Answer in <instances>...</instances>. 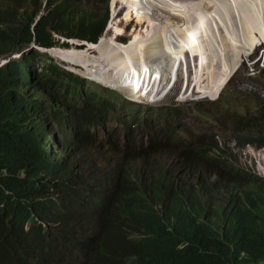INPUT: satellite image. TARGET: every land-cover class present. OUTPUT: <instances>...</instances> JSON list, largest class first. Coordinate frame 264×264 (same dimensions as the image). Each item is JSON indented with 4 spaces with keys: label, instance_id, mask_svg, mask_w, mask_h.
Listing matches in <instances>:
<instances>
[{
    "label": "trees",
    "instance_id": "obj_1",
    "mask_svg": "<svg viewBox=\"0 0 264 264\" xmlns=\"http://www.w3.org/2000/svg\"><path fill=\"white\" fill-rule=\"evenodd\" d=\"M47 4L49 12L34 27L30 23L36 12L2 15L0 54L21 51L33 41L44 47H84L95 42L104 28L106 11L92 19L85 11L77 13L66 0H47ZM7 16L9 20H3ZM87 86V80L36 50L0 67V242L15 252L25 239L31 264L75 261L68 253L79 251L91 258L90 264H264V181L243 187L238 194L220 184L219 178L196 179L187 187L192 177L177 182L178 176L161 159L128 166L130 153L125 146L121 155L101 152L106 162L97 172L80 170L70 183L60 181V170L46 160L39 142L40 131L50 121L46 113L53 111L56 99L46 102L38 96L46 91L55 98L61 95L72 111L76 131L90 143L83 128L100 124L107 118L103 112L114 103ZM220 104L225 107L227 101ZM262 118L237 119L236 128L257 131L255 140L263 145ZM156 119L162 122L158 138H173L178 123L159 115ZM127 143L133 145V139ZM159 146L155 151L163 148ZM64 188L69 208L57 202L56 194ZM219 195L228 197V203L222 204ZM31 212L49 227L32 228L26 237L18 227L23 213ZM67 221L98 233L92 252L66 227Z\"/></svg>",
    "mask_w": 264,
    "mask_h": 264
},
{
    "label": "clouds",
    "instance_id": "obj_2",
    "mask_svg": "<svg viewBox=\"0 0 264 264\" xmlns=\"http://www.w3.org/2000/svg\"><path fill=\"white\" fill-rule=\"evenodd\" d=\"M66 1L71 6H73L74 4V7H76V5H79L78 3H73L74 0H66ZM90 1L91 0H83V2H85L86 4H88ZM93 1L94 4L88 6L89 8L83 7V11H85L87 15H91L92 19H94L96 14H97V18H101L102 12L106 11L104 28L103 30H101L99 37L95 42L87 43L84 47L71 46V47H66L65 49H70L72 47L77 49H84L88 46V44L94 45L99 41L101 36H105L104 30L107 26V23L109 24L110 22L109 7H107L108 0L105 4L100 3L101 0H93ZM39 2L40 5L38 8L37 0H0V20L2 19V15H5L6 11L9 13H15L18 16H21L22 14L28 15L33 12H36L34 18L30 23V26L34 27V25L38 23L40 18L44 14H47L50 10V8L48 7L49 4H47V0H39ZM114 4H116V2L111 4L112 9L114 8ZM117 4H120L118 5V9H123L124 14L126 13L127 10H129L133 17V19L131 20L134 21L135 15H133L134 10H132V8L135 7L132 5V0H120L119 3ZM183 5L185 4L183 3ZM3 20L6 21L9 20V16H7ZM226 23L230 24L229 20H226ZM258 23L263 31V26H261V18H258ZM136 27H138L137 24L135 28ZM256 33L258 36H260L257 31ZM262 34H264V32ZM123 35L124 33L121 32L116 36L122 37ZM129 39L130 38H127L125 42L120 41L119 39L118 41L120 43H128L130 41ZM149 45L154 46V43H149L148 46ZM262 45L264 47V43H259V44L254 43L252 45V48H250L247 45L245 46V48L250 49L248 53L250 54L254 49ZM47 48L53 49L55 48V46L44 47L33 41L29 43L26 46V48H24L21 51H13L11 53L0 54V67L12 59L20 58L22 54L26 52H29L31 50H36L38 52L41 51L40 54H45V55L47 54L49 57L53 59L54 63L59 64L66 70L73 72L76 75L78 74L75 73L76 70L74 69L73 66L69 68L66 67L65 64H63L66 63V61L57 60L56 58H54L46 50ZM185 51H188V49H186ZM248 54L242 58L239 66L236 67L225 80H223L221 88L215 93V95L212 97L211 96H205V97L214 98V100H217L225 84H227L230 81L232 76L243 65V63H245V69L249 71V73H247L249 76H252V78L260 76L264 79V64H263L264 58L263 60H261V63L257 65L256 63L260 60V58L259 57L250 58L249 56L251 54L249 56ZM155 56L157 57L158 55L155 54ZM263 56H264V52H263ZM171 58L173 59V57ZM133 63L135 64V62ZM203 64L206 63L204 61L201 62L200 59L198 70H200V68L202 69L207 68V65H203ZM207 64L209 67L210 64L209 63ZM180 65L181 62L179 61V67H176L177 65H175L174 68L175 70L178 69V75L182 77L181 82L183 84L184 77L186 74V68L183 73V68L180 67ZM186 65L187 64H185V66ZM126 74L131 75L132 81L129 83V86H131L130 84L134 81L132 84L134 86L133 88H135L137 83L140 86H143L144 88L147 87V90H149L153 85V81H154L152 79L153 74L150 73L148 70H142V68H140L138 71L136 69H133L132 71L129 70L128 72H125V75ZM169 75L174 77L177 76V74H175V72L172 71H170ZM82 78L87 80L84 77ZM89 78L96 80L101 85V87H93L92 84H95L96 86H100V85L94 83L93 81H89L90 83H88L87 89L89 91H96L97 94L107 97L114 103L113 106H111L110 108H108L106 111L103 112L104 114H107V118H103V121L100 124L93 127L83 128L82 131L90 136L91 139L90 143H88L80 135L79 130L76 131L74 122L71 121L70 119L72 115V111L68 107L67 103L64 102V98L61 95L55 98L51 92L46 91L44 92V96L41 95L38 96V98L41 101H46V102L50 100L53 101L54 99H56L54 102L53 111L46 113L50 121L48 125L42 131H40L41 139L39 140V142L43 156L54 168L60 170L61 172L60 181H65V182L68 181L70 183L71 180L77 177L80 170L83 171L85 170L92 173L97 172L99 169H101L104 166L102 165L103 161L106 162L105 159L103 160L101 156V152L109 150L121 155V148L125 146L126 150L130 153L127 163L128 166L140 167L143 163L147 162L148 158L150 161L154 159H161L165 163H167L170 168H172V174L178 176L177 182H181L184 179L192 177V179L189 180V182L186 181L187 187L194 185L196 179L207 178L208 180L211 181L215 178H219L221 180L220 184H224L230 192L234 194H238L243 187L252 188L259 183L260 184L263 183L264 177L256 174L255 170L256 169L260 170L264 174V156H259V155L254 156L250 154V158L253 159V166L251 168L240 167L232 162L231 158L233 156L229 152V148L227 146L220 147L216 139L212 138L208 141L205 137H196L194 139L190 138V136H192L193 134V131L190 127L182 123L185 117L183 115L184 112H179V110L176 109V108H180L176 103H173L175 107L174 109H176V113L174 115L170 114V112H172L171 107L168 106H162L160 108L153 107L154 104L161 105V102L167 100L168 98H171V102H173L174 98L176 97L179 98V96H177L176 94H172L170 95V97L165 98L168 89L163 91L160 88H157L155 91L158 94H161V96L159 98L153 97L151 99H148L147 97H145V95H141V93L139 92L136 93L137 89L134 90V94H133L132 92L131 93L128 92L127 87H124L123 90L127 92V95L124 94L122 95L128 99L126 100L124 99V97L118 94V92L121 91L115 89L118 91L116 92L112 90L113 87L106 85L102 82H99L96 78L93 77H89ZM168 81L171 82V80L169 79ZM175 81L177 83H180L178 80V76ZM173 84H171V86H173ZM196 89L199 90L198 87H196ZM176 90H178V88ZM247 92L249 93L246 94H251V96L253 95L254 97L253 98L255 103L254 112L250 115L242 114L240 115V117L232 119L233 120L232 132L235 134V139L237 140L238 147H243L246 145L245 147L246 151L248 149L249 151H253L252 147H261L264 149V139L261 141L263 145L257 144L255 140V137L259 134L257 131L252 132V129L248 128L247 126H240L238 127V129L236 128V123H237L236 120L243 118L245 116L251 119L253 117L260 116L263 117L262 119H264V98H260V96L257 93L251 91H247ZM200 96H204L203 93L198 94L197 97L195 96L194 100L200 98ZM223 100L227 101V105L225 107L220 104L221 101ZM180 101L183 102L184 100H180ZM221 101L217 103V106L222 107L223 109H227L228 104L230 103L229 100L222 98ZM135 102L144 104V106H146L148 109L140 110V108H137L136 106H143V105H138ZM258 103H260L261 105H258ZM157 115H159L160 117H164L169 121L171 118H173V120L178 123L179 126L173 138L171 137L165 140H160V138H158L159 136H161L159 126L162 124V122H157L156 119ZM56 118L60 119L61 122L58 123L56 121ZM213 118H215V116L210 115V120ZM261 124H264V122H262ZM68 137L77 139V141L71 142L68 139ZM128 139H133V145L127 143ZM110 141L117 143V145L114 147H109L108 143ZM177 142L181 143V145L176 147L172 146V144H177ZM158 146L163 148H158V150L155 151V148ZM152 152L153 154L150 155ZM160 152H166L169 154L170 157L163 158L160 155ZM191 155H194V157L190 158ZM188 172L190 173V175L188 174ZM262 188L264 189V185H262ZM63 191L64 192H58L56 194L57 202L60 203V205L62 206L65 205L67 208H69L70 198L68 191L65 188ZM219 200L222 204H227L229 198L224 195H219ZM23 217L24 219L22 220V223L18 227V229L26 237L28 234H32L30 232L32 228H34L37 231L39 230V227H41L43 230H46L49 227V223L40 221L36 217L34 218L32 212L26 216L25 213H23ZM66 227L69 230L73 231L83 241V243L86 246L90 247L92 252L91 247L92 245H95L98 233H94L86 225H82L81 223H76L73 221H67ZM68 254L73 259H75V261L67 260L61 262L71 263V264L91 263L90 262L91 258H89L87 254L83 251L72 252ZM31 262H32V258L29 254V246L28 243L25 241V239L21 238L18 248H16L15 252H10L7 249V246L3 245L0 242V264H12V263L31 264ZM54 262L57 261L52 260L50 264ZM97 262L100 263L99 261Z\"/></svg>",
    "mask_w": 264,
    "mask_h": 264
},
{
    "label": "bare ground",
    "instance_id": "obj_3",
    "mask_svg": "<svg viewBox=\"0 0 264 264\" xmlns=\"http://www.w3.org/2000/svg\"><path fill=\"white\" fill-rule=\"evenodd\" d=\"M253 1L255 2V0ZM112 2L114 3L116 0H112ZM204 2L198 1L194 5L185 6L182 2L171 0H132V5L135 7L132 8L135 21L131 20L132 14L127 10L123 18L125 23L122 21L121 24L122 29L113 28L117 31L115 36H101L99 41L90 47L93 49L72 47L70 49L47 48L46 50L57 60L66 61L69 66L76 67L81 65L85 69L86 76L92 77L90 75L92 69L89 67L102 69L109 86L121 92H124V87H127L128 92L133 94L134 90L137 89L136 93L139 92L141 95L151 99L161 96L155 91L160 88L163 91L168 89L165 98L176 94L180 100L195 101L194 97L201 93L204 96L212 97L221 88L223 80L239 66L242 58L249 53L250 49H246L245 46L252 48L254 43H264V34L257 35L256 31L260 32V28L257 25L258 19H255L256 16L253 15L251 20L239 0L238 2L237 0H214L213 4L206 2V7L204 8L201 5L200 9L198 6ZM117 3L119 2L117 1ZM252 5L251 3H245L244 5L248 7L247 11L249 13L254 12ZM173 8L177 11H173ZM185 8H193L195 10L187 13ZM256 8V11L260 13V8ZM181 11H184L185 15ZM144 13H146L145 17L143 16ZM201 16L202 18H200ZM218 16H221L219 23L216 21ZM172 18L173 20H170ZM186 20H189L191 24L188 29L181 32V27H185L184 22ZM226 20H229L230 24L226 23ZM136 24L140 28L142 25L146 27L149 25L153 26V31H151L152 42L138 39L141 31H138L135 37L132 38V33L135 30L133 28H135ZM210 24L212 28L205 29L204 25ZM214 26H216V34L213 31ZM109 27H113L112 22ZM126 31H130V41L128 43H120L116 39V35L121 32L125 34ZM213 38H215L217 44L213 43ZM102 43L103 46L100 51L102 53H97L98 46ZM149 43H154V46H148ZM177 46L183 48L181 49L183 53H186L184 52L186 49L194 53L193 61H196L197 55L200 56V59L204 57L201 62L204 61L207 65V68H200V70L195 71L191 61L187 59L184 82L178 90L176 89L180 83L175 81L173 86H171V82L168 81L170 71H175L178 76V69L175 70L174 65L169 62L165 63L166 57H173V62L177 61L179 57L171 50ZM158 53H160L162 62L157 61L155 54ZM146 54L151 55V58ZM135 58L140 61L143 60L145 63L140 62L139 64V62L134 60ZM207 63L210 64L209 67ZM140 68L153 74L152 79L154 81L149 90L138 83L133 88L132 84L134 81L129 86L132 78L130 74L125 75V72L133 69L139 71ZM185 82H187L189 90L185 89Z\"/></svg>",
    "mask_w": 264,
    "mask_h": 264
},
{
    "label": "rangeland",
    "instance_id": "obj_4",
    "mask_svg": "<svg viewBox=\"0 0 264 264\" xmlns=\"http://www.w3.org/2000/svg\"><path fill=\"white\" fill-rule=\"evenodd\" d=\"M117 1L119 2L120 0H116V2ZM174 1L180 2V3L182 2L185 5H194L199 0H174ZM200 1H203V2L205 1L202 4L199 3L200 5L198 7L200 9H201V5L204 8L206 7L205 6L206 2L211 3V4L214 3V0H200ZM106 2H107V0H101L100 1V3H102V4H105ZM237 2H238V0H237ZM239 2H242L243 8L246 11V13L250 16L251 20H252L253 15L256 16L255 19H258L260 17V13H261L260 18H261V26H263V31H262V28H260L259 23L257 25L259 26V28L261 30L259 32V35H262V33L264 32V0H255V2L253 0H245V1L239 0ZM73 3L79 4V5H76L75 10L77 13H81L83 11V7L89 8L88 6L93 5L94 1L91 0L88 4H86L85 2H83V0L82 1L81 0H74ZM112 3H113L112 0H108V6L107 7H109V14H110V18H109L110 22L109 21L108 22H109V24L112 22L113 27H109V24L107 23V26L104 30V35L106 37L113 36V35L115 36L117 31H115L113 28L122 29V26H121L122 21H123V23H125V21L123 20L124 11H123V9H118V5H120V4H114V8L112 9V6H111ZM245 3L253 4L252 5L254 8L253 11L255 13L254 12L249 13L247 11L248 7L244 6ZM73 6H74V4H73ZM142 7L144 8L143 5H142ZM256 7L260 8V10H261L260 13L258 11H256L257 10ZM151 10H154V9H151ZM172 10L175 12L177 11L175 8H173ZM194 10L195 9H193V8H185V11L187 13L190 11H194ZM154 11H156V10H154ZM181 13L185 15L184 11H181ZM93 15H95V14H93ZM202 15H205V14H202ZM143 16L145 17L146 13H144ZM174 17H176V16H174ZM211 17L214 18L213 16H211ZM220 17L221 16L216 17V21L218 23L220 21ZM200 18H202V16ZM132 19H133V17H132ZM154 19H156V18L154 17ZM170 20H173V18ZM184 24H185V27H183V26L181 27V32L184 31L185 29H188L191 22L189 20H186L184 22ZM152 27H153L152 25H149L148 27L142 25L141 28L139 26L136 28H133L135 30L132 33V38L135 37V35L137 34L138 31H141V35L139 36L138 39H143V41H145V42H152V33H151V31H153ZM204 27H205V29L212 28L211 24L210 25H204ZM214 28H213V31L216 34V26H214ZM162 30H164V29H162ZM175 34L177 35V33H175ZM127 38H131L130 31H126L122 37L118 36L117 40L119 39L120 41L125 42L127 40ZM213 43L217 44V41L215 40V38H213ZM89 46H92V44H88L87 47H89ZM99 46L97 49V53H102L100 51H101V48L103 46V43ZM55 48L65 49L66 47L55 46ZM90 49H93V48H90ZM181 49H183V48L180 46H177L175 49H171L172 51H174L177 54V57H179L177 59V61H174L175 63H173V59L171 57L166 58L165 63L169 62V63H172L173 65L174 64L177 65L176 67H179V61H180L181 62L180 67L183 68V73H184V70L187 66V65L185 66V64H187L186 60L188 59L191 61V64L193 66V70L197 71L200 56L197 55L196 61L195 60L193 61L192 58H193L194 53H192L190 50L184 51L186 53H183V52H181L182 51ZM36 50H37V48H36ZM263 52H264V47L262 45L256 49H254L250 53L251 55L248 54V56L250 55L249 56L250 58H258L259 57L260 60L256 63L257 65H259L261 63V60H263V58H264ZM146 55L151 58V55H149V54H146ZM157 55H158L157 61L162 62L163 60L160 58V53H158ZM203 58H201V60H203ZM134 60L136 62H139V64H140V62H144L143 60L140 61L139 59H136V58ZM55 61H56V59H55ZM63 64H65L66 67L71 68V66H69L67 63H63ZM203 65H206V64H203ZM76 67L79 68L81 71L85 70L84 67H82V66H76ZM136 67H137V65H136ZM89 68L92 69V71H90V75L93 78H96L99 82H102L104 84L105 83L108 84V81L104 77V73H103L102 69L96 68V67H89ZM75 73H78L77 75L86 78L88 80V83H90L89 81H93L94 83L100 85L96 80L89 78L90 76L87 77L86 73L83 74L82 72H77V71ZM247 73H249V71H247V69H245V63H243V65L232 76L230 81L227 84H225V86L223 87V89H222L217 100H214V98L200 96V98L196 99L195 101L184 100L183 102H181L180 99L178 97H176L173 99V102H171V98H168L167 100L162 101L161 105L154 104L153 107H155V108H160L162 106L171 107L172 112H170V114H172V115H174L176 113V109L179 110V112H184L183 115L185 117H184V120L182 121V123L184 125L190 127L193 131V134H192V136H190V138L194 139L196 137H205L208 141L210 139L214 138L218 141L217 143L220 147L227 146L229 148V152L233 156L231 158V160L234 164H236L240 167L251 168L253 166V159L250 158V154L254 155V156H257V155L264 156V149L261 147H252L253 151H249V149L246 151V149H245L246 145L243 147H238L237 146L238 145L237 140L235 139V134L232 132V129H233V126H232L233 120L232 119L238 118L242 114H245V115L249 114L250 115L254 112V109H255V103H254V99H253L254 97H253V95L251 96V94H246V93H249L247 91L257 93L260 96V98H264V79L260 76L252 78V76H249ZM175 74H176V72H175ZM168 79L171 80V84H173L175 82V80L177 79V76L174 77V76L169 75ZM178 80L180 82L178 89H180L183 85L181 82L182 77L180 75H178ZM92 85H93V87H101V85L100 86H96L95 84H92ZM185 85H186L185 89L189 90L187 88V82H185ZM107 88H109V87H107ZM110 89H112V88H110ZM112 90L118 92L115 89H112ZM118 94L120 96L124 97L122 94L127 95V92L126 91L118 92ZM222 98L228 99L230 102L228 104L227 109H223L222 107L217 106V103H219ZM124 99L128 100L125 97H124ZM135 103H137L138 105H143V106H136L137 108H140V110L148 109L146 106H144V104H140L138 102H135ZM173 103H176L178 105V107H180V108L174 109L175 107H174ZM210 115H214L215 118L210 120ZM160 155L163 158L170 157L169 154L166 152H160ZM255 173L258 174L259 176L264 177V174L260 170L256 169ZM188 174L190 175L189 172H188ZM62 261H67V259L62 260ZM52 264H71V263H65V262L57 261V262H54ZM75 264H77V263H75Z\"/></svg>",
    "mask_w": 264,
    "mask_h": 264
}]
</instances>
